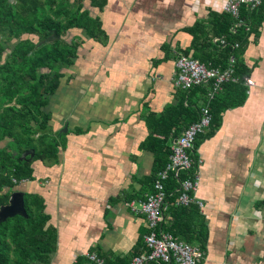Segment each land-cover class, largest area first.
<instances>
[{
    "label": "crops",
    "instance_id": "0c3cea01",
    "mask_svg": "<svg viewBox=\"0 0 264 264\" xmlns=\"http://www.w3.org/2000/svg\"><path fill=\"white\" fill-rule=\"evenodd\" d=\"M229 1L108 0L114 17L127 19L106 28L101 17L108 40L95 42L110 68L94 71L83 90L65 89L60 104L58 94L53 98L51 125L56 131L74 126L77 134L69 131L58 162L39 164L38 180L22 190L40 195L51 215L58 233L53 264H89L91 254L110 264H130L145 254L148 220L126 207L151 193L147 180L154 158L141 151L149 136L145 116L179 105L175 57L193 49L192 27L212 34L215 16L225 15ZM259 16L260 26L239 60L255 85L243 84V103L223 112L195 150L201 161L195 197L205 204L209 238L199 264H264V7ZM222 40L214 42L220 47ZM165 209L164 232L173 224L171 207Z\"/></svg>",
    "mask_w": 264,
    "mask_h": 264
},
{
    "label": "trees",
    "instance_id": "16d2710c",
    "mask_svg": "<svg viewBox=\"0 0 264 264\" xmlns=\"http://www.w3.org/2000/svg\"><path fill=\"white\" fill-rule=\"evenodd\" d=\"M66 1L71 3L68 5ZM107 4L108 0H0V210L10 204L15 192H24L23 186L27 182L38 180L36 169L39 164L52 166L58 162L63 146L55 137L58 135L52 132L53 113L49 107L66 77L64 71L73 68L80 58L83 43L108 40L101 21V13ZM263 7L264 4L251 10L243 6L238 22L226 13L215 16L217 22L210 35L199 26L188 30L196 41L192 50L175 57L178 61L190 58L206 67L225 70L234 58L236 75L241 82L240 85H225L213 101L209 100L214 87L212 82L190 91L180 89L178 106H167L159 115L151 111L146 114L149 136L141 151L154 158L153 172L147 180L150 194L154 193L159 173L170 163L174 141L200 119L203 107L210 109L213 124L227 109L243 103L246 96L243 84L248 77L239 60L243 47L248 46L252 33L260 26L262 16L258 15ZM76 30L81 34L76 35ZM54 31L59 38L39 46ZM217 37L223 38L220 47L216 44L219 40L214 42ZM31 150H34V156L27 154ZM195 150L191 156L198 160ZM197 172L198 167H195L164 181L165 202L171 207L169 213L173 224L165 232L162 224L161 231L199 246L205 255L208 226L201 208L197 205L177 206L181 183L194 178ZM24 193L27 217L15 216L0 223V264H53L58 233L51 224V215L46 213L40 195ZM143 200L131 199L129 203L142 205L146 201Z\"/></svg>",
    "mask_w": 264,
    "mask_h": 264
},
{
    "label": "built area",
    "instance_id": "2783aa9c",
    "mask_svg": "<svg viewBox=\"0 0 264 264\" xmlns=\"http://www.w3.org/2000/svg\"><path fill=\"white\" fill-rule=\"evenodd\" d=\"M264 0H230L226 6V13L234 18H239L240 10L243 6H248L251 10L260 8ZM177 80L175 86L185 91H190L207 83L214 84L213 92L209 95V100L213 101L215 96L223 91L227 84H240V79L236 75V61L232 58L227 69H215L206 67L200 62L182 58L176 64ZM252 80H246L247 87H254ZM213 115L208 107H203L200 119L189 126L182 135L176 139L172 146L170 163L164 171L159 173L158 180L154 186V193L148 196L141 208L136 207V202L126 204L132 213L145 214L148 220L149 233L144 237L146 252L140 257H135L131 264H199L204 259V253L199 246L193 245L184 240L177 239L173 234L161 231L163 213L166 207V195L164 181L171 175L179 177L180 172H190L195 167H199L201 161L195 160L191 155L195 150L197 138L204 135L211 127ZM200 178L198 172L192 179L181 183L180 198L177 206L189 207L197 205L201 209L205 204L197 200L195 195L198 190ZM89 264H110L104 259H100L94 254L88 255Z\"/></svg>",
    "mask_w": 264,
    "mask_h": 264
},
{
    "label": "rangeland",
    "instance_id": "374dc122",
    "mask_svg": "<svg viewBox=\"0 0 264 264\" xmlns=\"http://www.w3.org/2000/svg\"><path fill=\"white\" fill-rule=\"evenodd\" d=\"M65 3L69 5V3H71V2L66 1ZM121 5H123V4H121ZM114 15L118 16L117 14H115L111 10L110 6H109V8L108 7L106 8L105 15H101L103 20H105L106 28H108L107 26H109L111 23H124L127 20V19H125L126 17L115 18ZM109 31H110V29H109ZM75 33H76V35L77 34L79 35V34H81V31L76 30ZM109 42H110V40L107 43H104V44H106V47L104 50L105 52L109 49V46L107 45V44H109ZM100 46L101 45L96 44V42L93 40H88L86 43H83L81 50H79L80 59L77 60L75 66L73 68L64 71L66 77L62 80L60 92L57 95L59 98H61V100L58 99L57 104H60V102L62 101L63 92L65 91V89L66 90L77 89V91H78V89H79V91L83 90V88H85L86 86H90V83L92 82L91 76L94 73V71H97L98 68L101 71H104L105 69L110 68V64L103 62V60H101L102 58H107V56H105V54H102L101 47H103V46H101V47ZM122 50H123V47H122ZM109 51H110V49H109ZM91 61L92 62L95 61L94 64ZM99 62H100V65L98 64ZM85 76H88V78H86ZM66 107H68V106H66ZM61 108H62V106H61ZM94 111H95L94 112V114H95L97 109H95ZM58 122H60V121H57V123ZM52 124H53V121H52ZM64 128H65V126L64 127L62 126V128L57 129V131H56V128H52V132H54L58 135L55 137L58 139V142L60 143L61 146H65L66 144H68V139H69L70 135H72L73 133L77 134V131L74 128V126H70L69 131L72 134H70L69 132L68 133H62L63 132L62 130ZM57 132H61L62 134H59ZM3 145L4 144H2L1 146H3ZM45 165L48 166L47 164H45ZM140 206L141 205L139 204L137 207H140Z\"/></svg>",
    "mask_w": 264,
    "mask_h": 264
},
{
    "label": "water",
    "instance_id": "95a60500",
    "mask_svg": "<svg viewBox=\"0 0 264 264\" xmlns=\"http://www.w3.org/2000/svg\"><path fill=\"white\" fill-rule=\"evenodd\" d=\"M59 35L56 31L53 32V35L45 40H43L39 46L53 42L55 39H58ZM64 133L69 132V125L66 126L63 130ZM62 132V133H63ZM27 154H30L32 156L35 155L34 150H31L27 152ZM24 192H15L11 198L10 204L6 207H3L0 210V223L6 221L9 218H13L15 216H24L27 217V212L25 209V202H24Z\"/></svg>",
    "mask_w": 264,
    "mask_h": 264
}]
</instances>
